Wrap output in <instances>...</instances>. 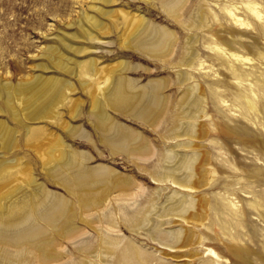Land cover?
Returning <instances> with one entry per match:
<instances>
[{
    "label": "rangeland",
    "instance_id": "obj_1",
    "mask_svg": "<svg viewBox=\"0 0 264 264\" xmlns=\"http://www.w3.org/2000/svg\"><path fill=\"white\" fill-rule=\"evenodd\" d=\"M246 2L184 0L169 14L160 0H0V124L10 130L0 134V215L42 190L49 205L0 238V264H198L205 248L212 264H264V0H248L263 15L256 28ZM233 5L245 29L227 15ZM140 18L171 33L167 51L132 47ZM90 62L95 74L83 73ZM105 75L131 92L163 83L153 119L104 108L129 131L126 151L110 150L94 115ZM36 77L70 85L53 118L31 120L19 99ZM187 125L193 136L176 138ZM66 156L88 170L68 187L54 176ZM183 177L190 189L169 181Z\"/></svg>",
    "mask_w": 264,
    "mask_h": 264
},
{
    "label": "bare ground",
    "instance_id": "obj_2",
    "mask_svg": "<svg viewBox=\"0 0 264 264\" xmlns=\"http://www.w3.org/2000/svg\"><path fill=\"white\" fill-rule=\"evenodd\" d=\"M160 1L162 2L163 9L165 11H167V13H169V14L174 13L176 11L177 7H179L184 2V0H160ZM233 6H234V9H227L226 10L227 15L231 16L232 21L238 27H240V29H245L246 27L249 26L248 22L245 21L244 19H241L239 16L235 15L234 11L237 9V7L235 5H233ZM244 8H245V11H248V13L250 12V14H251L250 19L254 22L253 28L258 27L256 25V21L260 20L263 15L261 14L260 10H258L256 8L255 3L254 2H248V0H247L246 4L244 5ZM90 20H92V19H90ZM133 25L134 24H132V26ZM133 30L136 32H138V31H140V32L136 33L135 37L131 39L132 40L131 41L132 47L138 49L139 51H142L145 53H152V54L154 52L158 53L160 51L161 52L167 51L169 42L171 41V37H172L171 33H169L168 31H166L162 28H159L157 30V29L151 28L150 26H143V21L141 20V18L133 26ZM145 36H148V38L144 40ZM88 38H90L89 33H88ZM212 49L214 51H218L220 53L226 54L229 58H233L239 62H248L250 60L247 56L238 55L236 53L231 52L230 50H227L225 48L218 46L217 44H214ZM76 50H75L76 52H80L81 49H76ZM152 54H150L149 56H151ZM195 58H196L195 55L190 54V57H186L185 61L181 62V66L190 67ZM79 67L82 69L81 71L83 73L87 72L88 70H91L95 74L93 62H90L86 65L84 64V65L79 66ZM178 75L183 76L182 78L185 79L186 74L181 73ZM110 78H111V76H109V75L108 76L105 75L104 77L100 78L102 87L100 86L97 89L100 88L99 90H101V89L103 90L104 86H105V88H104V92H103V100L101 99L102 101H100V102L98 101V102H96V104L93 103L94 105H97L96 106L97 110H96L94 115H95L98 127L101 129V132H103V135H102L103 141H105V143L108 145L110 150L112 152L113 151H126L128 149V141L130 138V133H128L129 131L127 132L120 125L113 123L108 118V115H106L104 113V108L109 107L110 109H112L114 111H119V112H124V113L129 112V113H131V115L133 117L139 118L140 120H143V121L151 119L152 116L155 115V113L161 108L163 99H161L159 97V90L161 89L163 83L161 82L162 80L161 81H151L148 83V86L143 87L138 92H131V90H130L131 87H130L129 81H127L125 78H118L114 82H111ZM69 87H70V85L64 80H60V79H56V78L45 79L42 77H36L32 82L27 83V84H23L21 86V88L18 89L17 92H19V94L21 93L22 95H24L23 98H21L19 96L20 97L19 99L23 100L22 102L25 104V109L28 111L27 115H29V117H31L30 118L31 120L45 119V117L46 118L48 117V119H50V118H53L55 116V113L53 112L54 108L56 106H59L60 104H62V102L65 100V97H66L65 94H66V91H68ZM17 99H18V97H17ZM38 103H40V105ZM250 103L252 105L251 101H250ZM22 107H24V106H22ZM23 110H24V108H23ZM94 110H95V108H94ZM91 114H92V112H91ZM192 127H193L192 125L191 126L187 125L184 129V132H181V133L176 132V134H178L176 138L181 137V136L192 137L193 136V131L191 130ZM9 131L10 130H8L2 123L0 124L1 136L8 137ZM102 136H101V138H102ZM137 144H139V143L137 142ZM187 146H189V145L187 144ZM69 154H71V153H69ZM165 155H167V154H165ZM62 157H63V155H62ZM70 159L67 158V156L64 157L63 159H61L62 161L59 165L62 166V169L58 166V169L60 171L58 169H56L55 175L53 174L55 176L57 182L59 181V183L61 185H63L64 187L69 186V183L71 182L70 180L76 182V181H79L81 178H83V176L88 174V170L85 169L81 165L82 162L80 161V159H75V158H74L75 160H73V159L70 160ZM4 170H8V168L6 169L5 164L2 163V161H0V175H1V172ZM187 170H189V168H187ZM166 175H167V173H166ZM70 177H72V178L69 180ZM153 178L159 182L162 181V179L159 180L160 179L159 177H157L159 179H157L155 177H153ZM163 179L165 180V178H163ZM68 181H70V182H68ZM169 181L173 185H176L178 188H182V189H190V186H191L190 185L191 182L187 178H184V179L171 178ZM47 196H48V194L42 190V195H41L42 198L41 199L37 198V200L35 202L33 201L34 203L25 202V203H22L21 205H11L10 204L11 206H8L9 208H6L8 210H6V212H5V214H6L5 217L0 215V238L1 239L11 238L12 235L15 234L21 227V225H19V224H22V223H19V221L21 219H25L26 216H28L31 212H33V213L36 212L38 215H40L42 212L41 206H43V204L45 203L44 199H46ZM50 201H52V199ZM46 203L48 205V201ZM51 204H53V203H51ZM47 205H45V206H47ZM4 210L5 209L3 208V211ZM48 210L52 211V209L50 210V208ZM43 211H45V210H43ZM52 212H54V211H52ZM22 229L23 228H21V230ZM23 232H21L19 235L23 234ZM9 241H11V240H9ZM174 243H175V241H170V242H167L165 245L173 248ZM202 252L203 253L205 252L207 257L203 260H200V261L198 260L199 261L198 264H212L213 263L212 256H215V253L212 250L206 249V248L203 249ZM124 260H126V259L124 258ZM122 261H123V259H122ZM138 261L140 264H146V260L144 258H141V259L138 258ZM124 263H125V261H124Z\"/></svg>",
    "mask_w": 264,
    "mask_h": 264
}]
</instances>
